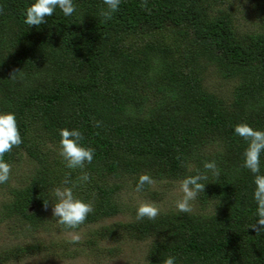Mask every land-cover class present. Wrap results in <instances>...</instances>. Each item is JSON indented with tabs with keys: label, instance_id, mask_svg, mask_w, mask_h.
<instances>
[{
	"label": "trees",
	"instance_id": "16d2710c",
	"mask_svg": "<svg viewBox=\"0 0 264 264\" xmlns=\"http://www.w3.org/2000/svg\"><path fill=\"white\" fill-rule=\"evenodd\" d=\"M213 1L148 0L145 9L141 0H121L105 21L103 0H73V15L57 8L46 23L30 27L25 12L35 0H0V113L15 114L23 141L4 160L11 167L25 157L33 163L0 202V224L38 230L66 174L73 182L90 176L73 189L93 205L80 226L86 227L127 210L120 192L127 184L136 190L142 174L180 183L215 161L219 175L207 171L197 209L141 221L130 209L128 222L89 231L84 247L128 239L149 242L148 264L169 256L176 264H264V233L250 228L258 218L254 175L243 167L247 142L234 132L240 123L264 131V3L257 9L260 27L243 33ZM14 69L22 71L10 79ZM209 70L230 85L226 95L207 87ZM64 128L79 129L82 144L95 150L84 169L67 173L59 153L44 151L61 150ZM152 186L139 192L160 199ZM45 248L0 247V264Z\"/></svg>",
	"mask_w": 264,
	"mask_h": 264
},
{
	"label": "clouds",
	"instance_id": "9594fccd",
	"mask_svg": "<svg viewBox=\"0 0 264 264\" xmlns=\"http://www.w3.org/2000/svg\"><path fill=\"white\" fill-rule=\"evenodd\" d=\"M106 5L100 15L105 21L112 19L113 14L119 10L121 0H103ZM141 7L147 9L148 0H141ZM59 8L65 16H71L76 11V5L73 0H35V2L26 9L24 22L31 26L39 27L46 23V18L51 17L56 9ZM3 9L0 8V13ZM22 70L14 69L10 74V79H14ZM96 127L101 126V122H95ZM234 132L247 142V148L243 153V167L248 169L254 175V193L253 199L257 205L256 216L257 223L250 226L257 234L264 233V173L261 172V156L264 154V131L255 130L247 123H240L235 126ZM60 152L59 155L66 163V167L71 170L84 169L86 164L93 161L95 150L82 144L84 140L83 133L79 129L69 130L67 128L59 131ZM22 137L19 131L17 119L14 113H0V184L9 181L12 167L5 162L4 156L10 153L14 147L22 144ZM203 173L194 176H188L180 181V188L183 192L182 199L176 202V208L182 213L192 211V201L205 191L204 183L208 179L207 171L213 175H219V169L215 163L205 162ZM90 179L87 172L77 177L76 182L66 174L63 181L64 187H56L52 191L56 198L53 204L52 213L56 222L64 227L70 236V242L80 243L82 237L77 231L83 225L90 213L94 211L93 205L78 199L74 196L73 189L78 183H86ZM155 181L148 174H142L136 185V191H142L145 185H153ZM47 210L48 203L44 202ZM160 208L154 202H142L136 210V220L141 221L145 218L155 220L160 215ZM259 225V227H258ZM162 264H176V258L169 256L163 260Z\"/></svg>",
	"mask_w": 264,
	"mask_h": 264
},
{
	"label": "rangeland",
	"instance_id": "374dc122",
	"mask_svg": "<svg viewBox=\"0 0 264 264\" xmlns=\"http://www.w3.org/2000/svg\"><path fill=\"white\" fill-rule=\"evenodd\" d=\"M214 0L212 7L221 6L227 9L236 26V32H251L260 27L261 20L257 16L263 15L258 12V6L264 0ZM205 84L211 91L220 95H226L225 92L230 89V85L224 84L212 70H209L205 76ZM48 150V152H47ZM49 156L51 153L58 154L60 150L57 147L49 145L44 150ZM33 165L32 161L25 157L21 163L12 166L10 179L5 184H0V202L8 196L9 188L17 186L19 181L26 177L27 169ZM69 172V169L62 168ZM64 187V186H63ZM152 189L159 191L161 198L152 200L144 196L141 192L136 191L131 185H125L120 192L118 202L123 208V213L116 217L109 218L94 225L80 227L77 231L82 239L80 243L73 244L70 242V236L66 230H63L53 218L52 207L46 211L44 224L38 230L33 231L30 227H19L12 220L0 224V247L11 246L14 244L27 245L31 243H41L45 245L37 255L31 256L19 263L13 264H148L147 253L149 248L148 241L122 240L115 243L110 240H95L96 247H84L88 238L89 231H94L100 226L109 225L114 222H125L131 219V210H135L142 202H154L160 212L176 211V202L183 197V192L178 182H157ZM192 210L199 207L196 199L191 202Z\"/></svg>",
	"mask_w": 264,
	"mask_h": 264
}]
</instances>
